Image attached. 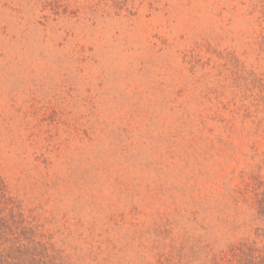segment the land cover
<instances>
[{"label":"rangeland","instance_id":"rangeland-1","mask_svg":"<svg viewBox=\"0 0 264 264\" xmlns=\"http://www.w3.org/2000/svg\"><path fill=\"white\" fill-rule=\"evenodd\" d=\"M5 206L0 264H264V0H0Z\"/></svg>","mask_w":264,"mask_h":264},{"label":"trees","instance_id":"trees-1","mask_svg":"<svg viewBox=\"0 0 264 264\" xmlns=\"http://www.w3.org/2000/svg\"><path fill=\"white\" fill-rule=\"evenodd\" d=\"M8 231H19L23 237H26L27 232H31L29 230V227L24 223L23 219H20L18 217V213L14 210L13 207H0V237L6 235ZM8 245L9 244H7L6 250L9 251L12 247ZM19 245L25 247L24 242H21V244ZM16 247H18V245L14 246V248ZM8 251H2L0 246V254H3L5 252L9 254Z\"/></svg>","mask_w":264,"mask_h":264}]
</instances>
